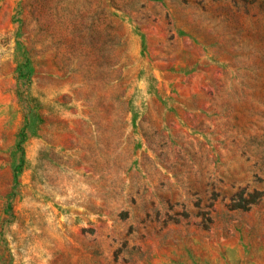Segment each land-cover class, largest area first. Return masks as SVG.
Instances as JSON below:
<instances>
[{
    "label": "rangeland",
    "instance_id": "obj_1",
    "mask_svg": "<svg viewBox=\"0 0 264 264\" xmlns=\"http://www.w3.org/2000/svg\"><path fill=\"white\" fill-rule=\"evenodd\" d=\"M0 264H264V0H0Z\"/></svg>",
    "mask_w": 264,
    "mask_h": 264
}]
</instances>
